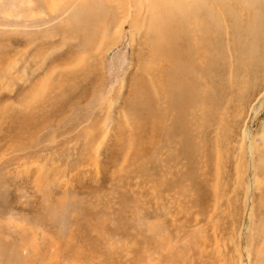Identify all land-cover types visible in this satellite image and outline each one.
<instances>
[{"label": "rangeland", "instance_id": "rangeland-1", "mask_svg": "<svg viewBox=\"0 0 264 264\" xmlns=\"http://www.w3.org/2000/svg\"><path fill=\"white\" fill-rule=\"evenodd\" d=\"M161 1L0 0V264H264V0Z\"/></svg>", "mask_w": 264, "mask_h": 264}, {"label": "bare ground", "instance_id": "bare-ground-1", "mask_svg": "<svg viewBox=\"0 0 264 264\" xmlns=\"http://www.w3.org/2000/svg\"><path fill=\"white\" fill-rule=\"evenodd\" d=\"M163 1V0H162ZM161 1V2H162ZM180 1V0H179ZM186 1V0H185ZM184 1V2H185ZM248 1H250V0H248ZM183 2V3H184ZM202 2V1H201ZM218 2V1H217ZM164 2H162V4H163ZM197 3V2H196ZM200 3V2H199ZM189 4H191V3H189ZM194 4V3H193ZM192 4V5H193ZM209 4V3H208ZM207 4V5H208ZM221 4V3H220ZM166 5V4H165ZM172 5V4H171ZM177 5H179V4H177ZM188 5V4H187ZM192 5H190V7H188L187 8V10H184L185 12H186V15L187 16H189V19H192L190 22H189V28H190V30L189 31H192L193 33H196L198 36V38H197V40H201V41H203L202 40V38H200V35H199V32L200 31H204V32H208V31H210V29L207 27V24H205L207 21H209L208 19L209 18H207L208 16L206 15V12L205 13H198V7L201 5H197V6H192ZM211 5V4H210ZM163 6V5H162ZM169 6V5H168ZM173 6V5H172ZM209 6V5H208ZM179 7H181V6H179ZM201 7V6H200ZM217 7V6H216ZM215 7V8H216ZM219 7L221 8L222 6L221 5H219ZM157 8V7H156ZM178 9V8H177ZM156 10V9H155ZM200 11V10H199ZM215 11V10H214ZM221 11V10H220ZM96 13H98V12H95V14ZM177 13H179V12H177ZM211 13V12H210ZM91 14H93V13H91ZM208 14H209V10H208ZM212 14H213V12H212ZM101 15V14H100ZM236 15V14H235ZM240 15V14H239ZM96 16V15H95ZM94 16V17H95ZM102 16V15H101ZM220 16V15H219ZM87 17H89V16H87ZM93 17V18H94ZM214 18H215V16H214ZM89 19V18H88ZM96 19V18H95ZM100 19V18H99ZM90 21V20H89ZM92 21V20H91ZM94 23V22H93ZM172 25V24H171ZM174 25V24H173ZM172 25V26H173ZM188 25V24H187ZM175 26V25H174ZM177 27V26H176ZM180 27V26H179ZM181 28V27H180ZM179 28V29H180ZM214 28V27H213ZM212 28V29H213ZM228 28V27H227ZM187 30V29H186ZM188 31V30H187ZM186 31V32H187ZM165 33V32H164ZM156 35V34H155ZM186 35V34H185ZM179 36V35H178ZM183 36V35H182ZM216 42H218V41H216ZM192 43V42H191ZM193 44V43H192ZM202 44H203V42H202ZM237 44V43H236ZM241 44H242V42H241ZM240 44V45H241ZM188 45V44H187ZM186 45V46H187ZM237 45H239V44H237ZM198 46H199V44H198ZM251 46V45H250ZM167 47V46H166ZM188 47V46H187ZM193 47V46H192ZM195 47H197V46H195ZM238 47V46H237ZM168 48V47H167ZM254 49V48H253ZM242 50V49H241ZM203 51V50H202ZM246 52H248L247 50H246ZM253 52V51H252ZM220 53V52H219ZM196 55V54H195ZM203 55V54H202ZM204 55H208L207 53L206 54H204ZM186 56V55H185ZM199 57V56H198ZM216 58H217V56H215ZM169 59V58H168ZM192 59H195V57L194 58H192ZM201 59V58H200ZM189 62V61H188ZM191 63H193V62H190V64ZM199 63H201L200 61H199ZM178 64V63H177ZM189 64V65H190ZM204 64H205V61H204ZM179 65V64H178ZM184 65V64H183ZM198 65L199 64H197V67H198ZM187 66H188V64H187ZM186 66V67H187ZM182 67V66H181ZM201 67H204V66H202L201 65ZM233 68V67H232ZM199 69V68H198ZM256 71V70H255ZM185 73H186V70H185ZM196 74V73H195ZM188 75V74H187ZM202 76V75H201ZM198 77V76H197ZM206 78V77H205ZM199 80H200V77H199ZM204 81V80H203ZM196 84V83H195ZM248 84H250V83H248ZM174 88V87H173ZM172 89V88H171ZM170 89V90H171ZM176 89V88H175ZM178 90V89H177ZM171 91H173V90H171ZM171 93V92H170ZM197 97V96H196ZM212 98V97H211ZM189 100V99H188ZM193 100V99H192ZM200 101V100H199ZM202 101V100H201ZM189 102V101H188ZM185 103V102H184ZM190 103V102H189ZM198 103V102H197ZM207 103H209V101H207ZM199 104H201V102L199 103ZM203 105H204V103H203ZM195 106H197V105H194V106H190V107H195ZM185 110H187V109H185ZM184 110V111H185ZM181 111H183V109L181 110ZM189 111H191V110H189ZM185 113V112H184ZM183 113V114H184ZM189 113V112H188ZM187 114V113H186ZM161 115H165V114H160V117H161ZM164 117V116H163ZM158 118V117H157ZM165 120V119H164ZM162 121V120H161Z\"/></svg>", "mask_w": 264, "mask_h": 264}]
</instances>
